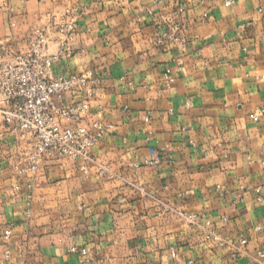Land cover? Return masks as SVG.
<instances>
[{
	"label": "crops",
	"instance_id": "0c3cea01",
	"mask_svg": "<svg viewBox=\"0 0 264 264\" xmlns=\"http://www.w3.org/2000/svg\"><path fill=\"white\" fill-rule=\"evenodd\" d=\"M65 15L67 36L55 26ZM167 21L185 23L184 40L157 45ZM38 27L50 53L68 40L55 76L92 74L108 128L94 156L112 172L49 159L22 175L27 141L0 126V264H260L264 0H6L0 55L26 50ZM151 147L157 167L144 164ZM210 229L234 245L207 240Z\"/></svg>",
	"mask_w": 264,
	"mask_h": 264
},
{
	"label": "built area",
	"instance_id": "2783aa9c",
	"mask_svg": "<svg viewBox=\"0 0 264 264\" xmlns=\"http://www.w3.org/2000/svg\"><path fill=\"white\" fill-rule=\"evenodd\" d=\"M226 3L232 5L235 0H226ZM5 4L6 0H0L1 7ZM176 11L183 14L185 6L179 5ZM166 24L167 30L156 35L155 43L162 45L167 40L182 42L185 23L167 21ZM55 26L58 33L71 35L76 28V18L65 15ZM49 40L47 28L38 27L34 29L26 50L10 53L3 48L5 53L0 55V126L27 141L23 153L25 164L18 171L22 175L36 172L40 164L49 159H80L84 161L83 170L97 165L99 175H110L112 165L96 164L94 156V149L105 137L108 128L104 107L98 104L92 111L93 76L91 73L76 72L55 76L53 64L68 53V40L58 37L59 48L55 53L48 51ZM163 79L165 85H171L174 77L170 70L165 71ZM66 92L82 93L83 98L70 105L57 104L56 99L62 100ZM253 118L257 120L258 116ZM144 121L149 123L151 116L146 115ZM162 162L160 153L151 147L144 164L157 167ZM133 167L139 168L140 164L135 162ZM255 191L257 200L263 201V186H257ZM10 233L7 231L6 237ZM205 237L221 246H233L235 243L212 229L206 232ZM237 244L240 251L246 252L247 239L240 238ZM255 253L260 264H264V246L256 249Z\"/></svg>",
	"mask_w": 264,
	"mask_h": 264
}]
</instances>
